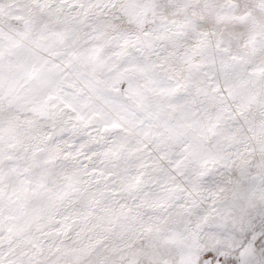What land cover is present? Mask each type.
I'll return each instance as SVG.
<instances>
[{"label": "snow or ice", "instance_id": "snow-or-ice-1", "mask_svg": "<svg viewBox=\"0 0 264 264\" xmlns=\"http://www.w3.org/2000/svg\"><path fill=\"white\" fill-rule=\"evenodd\" d=\"M0 264H264V0H0Z\"/></svg>", "mask_w": 264, "mask_h": 264}]
</instances>
